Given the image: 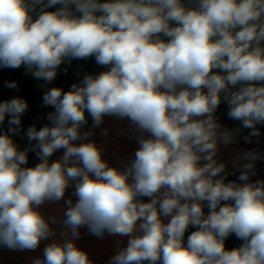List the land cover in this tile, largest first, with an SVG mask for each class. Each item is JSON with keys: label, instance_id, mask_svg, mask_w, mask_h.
<instances>
[{"label": "clouds", "instance_id": "clouds-1", "mask_svg": "<svg viewBox=\"0 0 264 264\" xmlns=\"http://www.w3.org/2000/svg\"><path fill=\"white\" fill-rule=\"evenodd\" d=\"M55 5L33 19L27 0H0V68L24 66L46 82L66 58L94 56L109 68L67 92L44 93L43 104L54 108L51 126L26 132L37 141L35 167H24L27 149L0 134V246L35 250L53 236L38 209L64 199L75 181L76 202L64 201L72 239L51 242L33 264H92L74 243L81 227L97 237H129L109 264H264V181L214 179L224 171L214 159L218 142L233 139L215 117L222 100L250 136L264 123V0H197L195 7L183 0H48ZM27 109L21 97L0 103V125L8 116L19 126ZM86 113L93 128L117 116L149 133L136 137L125 170L109 166L94 142L73 143L90 135L81 133ZM242 158L249 163L238 179L248 181L259 154ZM189 226L197 230L185 245ZM232 234L243 243L226 250Z\"/></svg>", "mask_w": 264, "mask_h": 264}, {"label": "crops", "instance_id": "crops-1", "mask_svg": "<svg viewBox=\"0 0 264 264\" xmlns=\"http://www.w3.org/2000/svg\"><path fill=\"white\" fill-rule=\"evenodd\" d=\"M31 7V15L33 19L43 11H56L61 5H55L53 7H47L48 0H27ZM103 2V0H101ZM197 0H183V3L188 7H195ZM79 15V13H75ZM167 39L166 37H162ZM90 58V57H89ZM87 59H68L59 66L57 69V75L51 82H46L42 79H36L33 77L24 66L20 68H0V103L8 101L14 97H21L28 103V109L21 116V124L19 126L9 125L6 116L5 121L0 125V134L8 133L18 149L21 151L28 150L27 155H33L35 150H32V146L37 141H29L26 132L29 127L35 126L37 130L44 126V120L48 113L53 112L54 108L51 106H45L43 104V95L46 91L53 87L60 88L64 91H68L72 88L75 82H72V77L81 66L82 61L87 63ZM83 65V64H82ZM82 71H80L81 73ZM8 82H15V88H8L6 84ZM55 83V86H54ZM239 85L236 86L238 88ZM236 90V89H232ZM223 96V93L221 94ZM225 117L228 125L224 124L220 118L215 114L217 122L220 124V132H228L232 135L233 139L230 143L225 144L223 140L218 142L217 152L214 159L218 163L224 164V171L220 173L214 179L223 178L224 180L230 178L245 169L243 165L249 163L242 158V154L247 151H255L259 154V159L253 162L252 173L249 175L248 181H240V184L264 181V123L256 124V129L259 131L258 136H250L252 129L244 128L242 122L238 120L230 119L227 116L229 106L226 101L222 100L217 109ZM93 122L90 127L85 131L89 132L87 140H77L74 144H80L82 142H94L102 151V159L105 160L109 166L116 167L120 170H125L131 161L134 159V153L138 149L136 137L144 135L149 136V133H141L137 131L135 125L127 119H121L117 116H105L103 123L98 127L93 128ZM11 127H17L15 133H10ZM233 128L239 135L244 138L249 147L234 133ZM105 131L107 134L105 135ZM84 133V132H83ZM82 133V134H83ZM248 138V140H246ZM251 147V148H250ZM63 153L56 156L51 162L59 160ZM35 162L34 158H31ZM50 162V163H51ZM206 161L201 160L202 166ZM37 163H33L32 167H35ZM25 167V165H24ZM237 182V181H236ZM238 184V183H237ZM75 190V181L71 182L70 187L66 190L64 199L60 201H46L39 207L41 214L49 220L50 226L54 229V235L48 239L41 241L40 245L35 250H10L7 247L0 246V264H33L35 258L43 257L44 248L55 241L57 243H64L65 240L72 239L70 235V229L66 230L63 226L65 219V203L64 201L71 198L73 203L76 202L77 197L73 194ZM143 202H149L150 197H141ZM231 204L230 201H228ZM207 202H204L205 215L208 214L209 209L206 206ZM223 205V203L221 202ZM52 218H55V222H52ZM164 222L170 221V217L163 218ZM197 228L189 226L184 235V243L187 244L188 236L196 231ZM67 231L68 235H64ZM79 238L74 240L77 248L85 251L92 264H109L111 257L116 255L120 250L127 246L128 236L110 235L107 232L102 237H97L88 232L86 227L79 229ZM139 234V233H137ZM243 243L238 239L235 234L230 235L225 240L226 250H231L239 247ZM148 264V262H145ZM159 264V262H157Z\"/></svg>", "mask_w": 264, "mask_h": 264}, {"label": "trees", "instance_id": "trees-1", "mask_svg": "<svg viewBox=\"0 0 264 264\" xmlns=\"http://www.w3.org/2000/svg\"><path fill=\"white\" fill-rule=\"evenodd\" d=\"M85 61L83 60L82 61V64L81 66H79L78 70L75 75H73L72 77V81L70 84H72V82H75V85H79L80 82L83 80V78L86 76V75H92V76H97L99 75L101 72H104V71H107L109 66H101V65H98L96 63V60H95V57H90L89 60L87 61V63H84ZM80 71H82L80 73ZM54 86H55V83H54ZM68 90L67 89H64L63 92H67ZM219 118L220 120L228 125L229 127V124L227 123L225 117L222 115V113H220L218 110L216 111L215 113ZM48 116H46L45 120H44V126L45 125H49L51 126V121L47 118ZM86 119H87V124L83 125L81 127V133L85 132L91 125V123L93 122L92 121V118L91 116H88L87 113H86ZM230 129L236 133V135L238 136V138H240L248 147L249 145L247 144V142H245L244 138H242L239 133H237L233 128L230 127ZM74 142V141H73ZM251 148V147H250ZM39 151V149H36L33 153V155H29L28 156V163L25 165V167H32V164L33 163H40V158L39 156L37 155V152ZM64 152V149H60V150H57L56 152L53 153V155L49 158V162H51L56 156L62 154ZM31 158H34L35 159V162L32 161ZM241 172L230 177V178H227L224 180L225 183H228V182H235V183H238L240 184V180L238 179V177L240 176ZM237 181V182H236ZM231 203H234V201H230ZM223 204L225 203H228V201H222ZM229 204V203H228Z\"/></svg>", "mask_w": 264, "mask_h": 264}]
</instances>
